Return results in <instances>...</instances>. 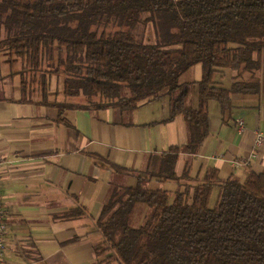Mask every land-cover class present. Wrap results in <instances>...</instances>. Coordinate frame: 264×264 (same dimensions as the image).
I'll return each mask as SVG.
<instances>
[{
    "label": "trees",
    "instance_id": "trees-1",
    "mask_svg": "<svg viewBox=\"0 0 264 264\" xmlns=\"http://www.w3.org/2000/svg\"><path fill=\"white\" fill-rule=\"evenodd\" d=\"M139 24L152 25L156 41L144 42L134 32ZM263 48L264 0H0V50L21 60L30 86L36 75L62 79V101L48 103L57 121L66 108L130 112L163 94L166 119L184 117V144L151 153L134 185L108 192L94 222L102 236L95 264H264V170L244 180H219L214 168L196 180L188 166L175 170L180 155L191 156L208 135L210 100L225 122L233 93L259 92ZM197 64L191 105L179 78ZM227 69L237 71L228 88L214 80ZM78 97L86 102L72 101ZM84 215L76 206L61 217Z\"/></svg>",
    "mask_w": 264,
    "mask_h": 264
},
{
    "label": "crops",
    "instance_id": "crops-1",
    "mask_svg": "<svg viewBox=\"0 0 264 264\" xmlns=\"http://www.w3.org/2000/svg\"><path fill=\"white\" fill-rule=\"evenodd\" d=\"M184 73L180 82L188 87L187 102L196 105L201 66ZM52 75L46 82L36 75L30 86L21 60L0 50V194L7 225L2 264H95L93 246L102 236L94 222L110 189L134 185L151 153L187 141L184 117L166 119L165 94L130 112L66 108L60 113L63 120L57 121L58 110L48 103L62 101V79ZM236 75L235 70H221L214 80L228 88ZM18 76L26 81L24 90L22 80H15ZM241 77L253 78L249 73ZM254 79L259 92L233 93L227 121L221 119L218 102H208L209 133L191 156L180 155L178 174L188 166L196 180L214 168L219 180H244L264 170V48ZM256 131L263 136L258 145ZM150 185L177 188L175 183ZM76 206L86 215L61 217Z\"/></svg>",
    "mask_w": 264,
    "mask_h": 264
},
{
    "label": "rangeland",
    "instance_id": "rangeland-1",
    "mask_svg": "<svg viewBox=\"0 0 264 264\" xmlns=\"http://www.w3.org/2000/svg\"><path fill=\"white\" fill-rule=\"evenodd\" d=\"M116 25H112V26H110V29H113L114 27H115ZM134 32L137 34V35H139L143 40H144V42H154V41H156V39L158 38V36L156 35V32H155V29H154V27L152 26V25H143V24H139L136 28H134ZM14 58H16L15 56H14ZM14 66H16L15 65V62H14ZM200 66V65H199ZM228 70V69H227ZM187 71V70H186ZM186 74L187 73H184V74H182L181 76H180V78H179V80L180 81H182L184 78H185V76H186ZM52 76H54V77H57V75L56 74H54V75H52ZM20 79H21V76H20V78H19V76L17 77V78H15V80L17 81V80H19L20 81ZM21 80H23V79H21ZM20 83V82H19ZM50 90H52V91H50L51 93H55L56 92V84L55 83H51V85H50ZM196 89H197V91H198V85L196 86ZM59 90H60V87H59ZM192 90H193V88H191V93H192ZM197 91H196V93H197ZM167 97H169L168 95H166ZM49 97H51V99H54V97L53 96H50L49 95ZM58 98H60L59 96H57ZM63 99V98H62ZM72 101L73 102H77V103H85L86 102V99L84 98V97H78V98H74V99H72ZM155 183H153V185H154ZM153 187V186H152ZM216 198H217V189L216 188H214L213 190H212V194H211V196H210V200H209V206L210 207H213L214 205H215V201H216ZM139 221V220H138Z\"/></svg>",
    "mask_w": 264,
    "mask_h": 264
},
{
    "label": "built area",
    "instance_id": "built-area-1",
    "mask_svg": "<svg viewBox=\"0 0 264 264\" xmlns=\"http://www.w3.org/2000/svg\"><path fill=\"white\" fill-rule=\"evenodd\" d=\"M237 126L239 129L243 128V122L242 120L237 121ZM263 141V136L259 131H256V137H255V144H261ZM6 220H5V209L2 205V200H1V194H0V264H2V252L4 248V235L6 232Z\"/></svg>",
    "mask_w": 264,
    "mask_h": 264
}]
</instances>
